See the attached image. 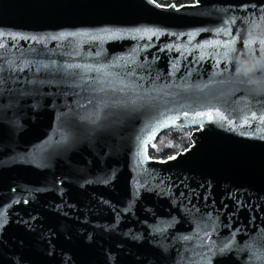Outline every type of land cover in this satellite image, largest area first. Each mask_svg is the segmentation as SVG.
<instances>
[{
  "label": "water",
  "instance_id": "water-1",
  "mask_svg": "<svg viewBox=\"0 0 264 264\" xmlns=\"http://www.w3.org/2000/svg\"><path fill=\"white\" fill-rule=\"evenodd\" d=\"M253 24L264 0H0V264H264V95L209 46Z\"/></svg>",
  "mask_w": 264,
  "mask_h": 264
},
{
  "label": "clouds",
  "instance_id": "clouds-1",
  "mask_svg": "<svg viewBox=\"0 0 264 264\" xmlns=\"http://www.w3.org/2000/svg\"><path fill=\"white\" fill-rule=\"evenodd\" d=\"M247 42L264 44V28L260 24L250 25L246 35ZM228 60L235 64L232 72L234 81H244L252 94L264 95V53L256 55L253 47H246L243 52L234 50Z\"/></svg>",
  "mask_w": 264,
  "mask_h": 264
},
{
  "label": "trees",
  "instance_id": "trees-1",
  "mask_svg": "<svg viewBox=\"0 0 264 264\" xmlns=\"http://www.w3.org/2000/svg\"><path fill=\"white\" fill-rule=\"evenodd\" d=\"M162 5L175 4L179 6L191 3L193 0H155ZM192 128H172L158 133L156 139L147 146V154L150 158L167 159L179 151H183L190 145V133Z\"/></svg>",
  "mask_w": 264,
  "mask_h": 264
},
{
  "label": "snow or ice",
  "instance_id": "snow-or-ice-1",
  "mask_svg": "<svg viewBox=\"0 0 264 264\" xmlns=\"http://www.w3.org/2000/svg\"><path fill=\"white\" fill-rule=\"evenodd\" d=\"M221 31L224 32L225 35H231L230 32H226V31H224L223 29H222ZM234 45H235V39H233L232 41H224V42L217 41V42H215V44H213V45H209V46H211V47H217V46H219V47L224 48L225 51L223 52V55H224L225 57H227V56H229L230 53H232V52L235 50ZM253 45H254L253 42H247V43L245 44V47H253ZM200 47H205V46H200ZM260 48H261L262 51H264V44L260 45ZM200 58H201V59H204V58H205V54L202 53ZM217 66H219V61H217ZM232 70H233V71L235 70V64H234V63H233V68H232ZM235 83H236L238 86L244 87L246 82H244V81L236 82V81H235ZM199 115H200L201 117H203L204 115H208L210 118L212 117V114H211V113H207V114H205V113H200ZM216 115H217V116H220L219 112H217ZM220 118H221V119H224V117H222V116H221ZM252 119H256V117L253 115ZM261 123H264V117H261ZM244 124H248V120H247V119L244 120Z\"/></svg>",
  "mask_w": 264,
  "mask_h": 264
},
{
  "label": "rangeland",
  "instance_id": "rangeland-1",
  "mask_svg": "<svg viewBox=\"0 0 264 264\" xmlns=\"http://www.w3.org/2000/svg\"><path fill=\"white\" fill-rule=\"evenodd\" d=\"M164 131H166V130H164ZM189 137H190V135H189ZM153 143V142H152Z\"/></svg>",
  "mask_w": 264,
  "mask_h": 264
}]
</instances>
